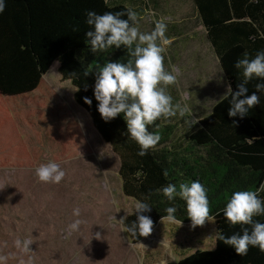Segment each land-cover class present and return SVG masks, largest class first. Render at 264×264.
<instances>
[{
  "label": "trees",
  "instance_id": "16d2710c",
  "mask_svg": "<svg viewBox=\"0 0 264 264\" xmlns=\"http://www.w3.org/2000/svg\"><path fill=\"white\" fill-rule=\"evenodd\" d=\"M24 1L32 61L29 70L18 64L20 71L28 75L26 79L17 81L18 86L31 88L55 62L60 63L61 77L73 85L76 102L89 113L97 131L120 156L123 193L150 205L151 211L143 214L152 219V229L166 215L168 206L177 208L178 220L191 223L186 213V202L178 196L169 201L163 195V187L169 183L178 187L180 183L199 180L207 189L210 214L215 216L214 246L197 249L175 264H264V252L258 247L249 246L247 254L240 256L232 246L218 239V232L229 236L240 232L241 225H230L222 213L216 215L233 191H255L264 184V94L260 95V103L243 118L229 117L230 97L221 100L229 85L236 91L237 84L242 80L240 70L234 67L235 61L242 58L244 52L254 56L257 50L264 49V39L258 35V29L264 31V0ZM179 7L183 10L180 18L183 21L166 24L165 35L173 40L170 45L176 51L171 55L169 52V56L184 67L180 62L185 59L180 54L182 46H178L181 42L186 40L185 47L189 41L208 45L218 60L214 80H210L213 93L210 96L211 85L206 90L197 88L196 92L193 91L194 86H190L188 91L192 103L191 106L187 104L190 113L183 116L186 119L183 127L172 123L179 114L170 118L161 117L146 126L149 131H158L161 138L148 149L146 155L140 156V146L129 137L123 114L105 121L97 110L98 101L93 93L97 64L102 66L108 60H126L128 53L123 47L94 53L85 43V33L89 29L85 13L87 10L102 14L132 9L137 13L136 23L140 30L150 32L155 27V21L159 20V13ZM122 18L127 19V16ZM189 23L192 32L185 34ZM196 26H200L201 30H195ZM164 57L165 69L170 71L166 53ZM3 67L0 66V85L7 90L15 86L9 83V65L3 64ZM257 82V79L249 81V94L255 91ZM187 85L184 84L183 88ZM181 89L176 83L166 88L174 104L184 105L187 102L182 103ZM85 97L92 100L90 105L85 102ZM192 119H196L197 123L191 125ZM259 195L264 199V190ZM135 219L134 213L128 215L126 223ZM254 219L264 222V215ZM129 236L134 242L145 237Z\"/></svg>",
  "mask_w": 264,
  "mask_h": 264
},
{
  "label": "rangeland",
  "instance_id": "374dc122",
  "mask_svg": "<svg viewBox=\"0 0 264 264\" xmlns=\"http://www.w3.org/2000/svg\"><path fill=\"white\" fill-rule=\"evenodd\" d=\"M179 8L159 13V20L181 23ZM190 25L185 34H191ZM187 43L178 45L184 67L169 56L176 54L171 43L165 53L176 86L182 87V103L187 100L191 106L189 87L206 90L218 60L208 45ZM30 48L25 1L5 0L0 64L9 65V83L15 87L0 85V264H175L197 249L214 246V224L207 220L195 227L161 220L138 242L120 230L118 220L136 201L123 193L120 156L76 102L75 89L62 79L58 62L31 88L18 86L28 76L18 64L28 69ZM213 89L211 85L210 96ZM184 121L179 116L172 123L183 127ZM50 160L65 172L60 183L36 176L35 169ZM76 208L79 216L73 214ZM76 220L80 224L73 231L69 225ZM25 240L31 242L28 248Z\"/></svg>",
  "mask_w": 264,
  "mask_h": 264
},
{
  "label": "clouds",
  "instance_id": "9594fccd",
  "mask_svg": "<svg viewBox=\"0 0 264 264\" xmlns=\"http://www.w3.org/2000/svg\"><path fill=\"white\" fill-rule=\"evenodd\" d=\"M4 7L5 0H0V13L4 11ZM125 15L127 19L122 18ZM85 17V22L89 26L85 33V43L94 53L121 47L128 53L126 60H108L102 66L97 64L98 71L93 93L98 101L97 110L105 121L123 114L127 133L140 146L138 155L144 156L161 138L158 131H149L146 126L152 125L161 117L170 118L177 114L183 117L190 113L187 103L174 104L172 96L166 91L168 85L176 82L174 70L167 71L164 66L166 46L171 43L165 35L167 25L163 19H160L155 21L152 31H141L136 23L137 13L132 9H127L126 12L108 11L102 14L95 10H87ZM258 35L264 39V31L258 29ZM234 67L240 70L242 80L237 84L236 91H233L229 85L221 100L230 97L229 117L243 118L250 109L260 103V95L264 94V49L257 50L254 56L244 52L242 58L235 61ZM85 74L87 75V72ZM253 79L259 82L254 85L255 91L249 94L247 85ZM84 99L89 105L92 103L90 98ZM195 123L197 120L192 119L191 125ZM235 123L234 120L233 124ZM35 172L42 182L60 183L65 176L61 166L51 160L40 164ZM164 174L167 175V172ZM261 190H264V184L255 191H233L227 198L225 206L216 212V215L222 213L228 224L241 225L240 232L229 236H225L222 232L217 233L218 239L232 246L240 256L247 254L249 246L258 247L264 252V222L254 219L256 216L264 215V199L259 195ZM162 192L169 201L178 196L186 202V213L192 227L203 225L206 219L215 222V216L210 214L209 210L207 189L199 180L180 183L178 187L169 183L163 187ZM113 203L118 202L114 199ZM120 209L117 207V211ZM150 211L151 207L148 203L135 201L132 211L126 212V215L118 220L120 230L134 237L149 235L153 221L150 216L143 213ZM79 212L78 208L73 210L76 216H79ZM165 212L166 215L162 220L178 223L179 226L182 224L176 216L175 206H168ZM133 213L136 219L126 223L128 215ZM79 224L80 221L76 220L69 225V228L75 231ZM17 243L21 242L17 241ZM22 243L24 248H28L31 244L28 240Z\"/></svg>",
  "mask_w": 264,
  "mask_h": 264
},
{
  "label": "crops",
  "instance_id": "0c3cea01",
  "mask_svg": "<svg viewBox=\"0 0 264 264\" xmlns=\"http://www.w3.org/2000/svg\"><path fill=\"white\" fill-rule=\"evenodd\" d=\"M59 63V62H58ZM59 65H60V63H59Z\"/></svg>",
  "mask_w": 264,
  "mask_h": 264
}]
</instances>
